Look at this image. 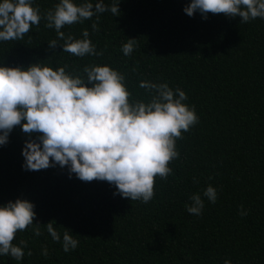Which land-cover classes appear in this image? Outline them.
<instances>
[{"label":"trees","instance_id":"1","mask_svg":"<svg viewBox=\"0 0 264 264\" xmlns=\"http://www.w3.org/2000/svg\"><path fill=\"white\" fill-rule=\"evenodd\" d=\"M103 2H119L120 11L98 14V31L91 27L95 16L61 29L74 39H83L87 29L102 55L77 57L59 45L49 48L57 33L43 17L59 0H32L42 17L39 27L33 25L23 40L0 41V66L66 65L67 73L83 75L85 66L107 65L125 76L130 100L151 99L152 93L139 87L142 80L183 90L198 122L176 140L179 156L169 164L172 172L167 179L155 178L148 203L114 194L107 181L70 176L67 166L25 170L24 143L39 134L14 127L0 145V206L26 199L36 216L13 241H27L23 259L0 255V264H264V19L241 23L239 16L222 13L189 16L184 8L190 0ZM129 38L136 46L126 56L122 46ZM209 185L217 190L215 203L203 196ZM193 193L204 200L199 216L186 209ZM49 221L60 242L47 232ZM35 223L41 224L39 236ZM65 231L79 241L67 253Z\"/></svg>","mask_w":264,"mask_h":264},{"label":"clouds","instance_id":"2","mask_svg":"<svg viewBox=\"0 0 264 264\" xmlns=\"http://www.w3.org/2000/svg\"><path fill=\"white\" fill-rule=\"evenodd\" d=\"M108 11L119 15V2L108 6L103 0L95 4L86 0L79 5L74 0H59L43 17L45 26L57 33L49 48L59 45L77 57L102 55L88 38L87 29L83 39L65 36L61 29L95 16L91 27L98 31V14ZM184 12L189 16L199 12L204 18L208 13L239 16L240 22L246 23L264 19V0H190ZM41 19L32 0H0V41L23 40L33 25L39 27ZM59 40L64 43L60 45ZM135 46L136 39L129 38L122 46L124 55H130ZM66 67L54 70L40 63L27 68L0 66V145L6 144L10 132L21 125L25 134H39L24 143L25 170L67 166L70 176L74 173L85 182L107 181L115 186L114 194L148 203L154 196L155 178L167 179L172 172L169 164L179 156L176 140L198 122L194 107L184 103L186 93L179 88L174 91L166 82L142 80L139 87L151 92V99L130 100L125 76L110 66H85L83 75L67 73ZM203 196L215 203L216 188L209 185ZM190 200L187 211L201 215V195L193 193ZM240 214L247 213L242 210ZM35 216L34 204L26 199L0 206V255L23 259L27 241L20 240L18 245L13 241L18 232L34 224ZM53 222L44 225L53 241L60 242ZM40 225L35 223L36 236L42 234ZM78 243L68 231L63 233L64 252L74 250ZM41 254L48 256L47 247ZM27 255H32L30 249Z\"/></svg>","mask_w":264,"mask_h":264}]
</instances>
